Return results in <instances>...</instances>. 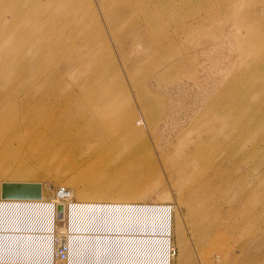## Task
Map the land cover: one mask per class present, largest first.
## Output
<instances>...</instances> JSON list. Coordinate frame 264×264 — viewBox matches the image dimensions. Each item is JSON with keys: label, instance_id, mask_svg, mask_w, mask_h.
<instances>
[{"label": "rangeland", "instance_id": "374dc122", "mask_svg": "<svg viewBox=\"0 0 264 264\" xmlns=\"http://www.w3.org/2000/svg\"><path fill=\"white\" fill-rule=\"evenodd\" d=\"M263 21L264 0H69L64 4L61 0H8L7 4H0V98L6 99L5 104H11L16 94L18 100L21 98L30 77L25 73V77L16 78L23 72L16 66L17 61L21 59L23 67L34 51L41 58L34 65L38 66V72L58 59L71 57L72 52L78 53L79 63L90 65L95 58L96 63L82 77L68 75L70 69L60 77L73 88L87 79L88 89L76 90L91 107L98 109L114 103L116 108H112L111 114L99 116L100 130L104 128V131L97 137L102 136L108 144L122 132L118 120L114 122L120 114L118 104L125 121L136 120V132L126 148L137 154L133 159H138V166L133 171L117 170L116 173L114 165L118 158H111L110 164L114 167L99 166L91 174L97 181L102 180L101 183L106 179L109 185L122 184L120 176L131 175V181L137 187L144 186L145 193L138 199L102 202L168 205L170 238L177 252L174 264H264ZM35 27L41 30L38 34ZM124 33L127 41L120 40V34ZM34 37H37L35 42H27ZM68 39H73L71 50L63 55ZM101 66L111 76L121 73L109 88L97 83L103 71H98ZM119 84L125 85L130 99L124 90L116 91ZM17 107L20 115L30 111L32 124L25 132L27 138L22 136L14 142L18 146L21 141H27V151L34 138L40 144L47 140L41 133L44 124L38 113L42 105L33 109L21 102ZM72 120L87 124L83 118ZM214 123L215 135L208 127ZM10 129L5 128L3 132L8 139V134L13 132ZM62 135L66 147L57 156L59 159L52 158L51 154L35 158L29 165L33 176L20 181L43 184L47 199L52 197L55 188L65 186L74 189L73 196L83 204L100 203L76 195L78 187L71 180L75 170L64 167L83 154L78 153V143L71 144L68 136ZM82 145L86 151V145ZM11 159L9 154L0 163L1 170H5ZM178 160L187 163V168L180 167L179 163L174 166ZM219 160L223 163L222 174L219 172L216 177L213 175ZM11 175L10 171L0 173V195L2 182L11 181ZM47 205L51 207L46 210L47 224L51 220L47 225L49 233L54 211L51 204ZM60 210L63 211V206ZM74 214L73 207L64 210L66 222L59 228L60 232L69 234L70 226L75 224ZM98 214L102 220L101 212ZM86 232L74 234L79 249L81 243L79 253L75 243L72 245L74 261L60 264H91L90 260L97 256L106 262L123 261L125 254L134 259L150 257L152 260L146 263L157 264L166 257L163 228L155 222L143 223L139 217L138 241L127 237L125 242H115L121 251L97 237L104 232ZM79 257L89 261L80 263ZM8 261L2 260L0 264H38ZM125 261L124 264L141 262Z\"/></svg>", "mask_w": 264, "mask_h": 264}, {"label": "bare ground", "instance_id": "6f19581e", "mask_svg": "<svg viewBox=\"0 0 264 264\" xmlns=\"http://www.w3.org/2000/svg\"><path fill=\"white\" fill-rule=\"evenodd\" d=\"M7 1L8 0H0V4H7ZM67 1L69 0H61V4L67 3ZM20 20H23V19H20ZM244 22L246 21L244 20ZM250 22L247 24H252ZM41 26H42L41 28L45 27V25H41ZM35 31H36L35 33L38 34L37 32L41 30H38V28L35 27ZM5 35L7 36L8 34H4V36ZM121 37H123V39ZM36 38L34 37L33 39H30V40L28 39V41L27 40L26 41L35 42ZM120 40L127 41L128 40L127 33L120 34ZM159 40L161 41V39ZM36 41H38V39ZM72 42H73V39L68 41L64 49L63 55L64 53H67L69 50H71L70 47H71ZM37 45L39 46V48H41L39 42H37ZM44 53H46V50ZM31 55L32 56L30 57V60H28L27 62H24L23 67L20 66L21 59L17 61V65H16L17 67H20L23 71L21 75L18 74L16 78L17 77L18 79L23 78V76L26 74L28 75V77H30L29 78L30 81L28 83L27 88H25L24 91L20 94L21 98L18 100L19 95L16 94V96L12 98L11 104L9 103L5 104L6 99L2 97L0 98V163L9 154L12 155V159H11L12 162H9L7 164V167L5 168V170L4 169L1 170L0 168V173H5L6 171H10L13 173V175H11L10 177V179L12 180L4 181V182L35 183V182L20 181L22 179H30L31 176H33L32 171L29 169L30 162L34 160L35 158L39 159V158L44 157L43 155H48V154H51L52 158L57 159L58 155H62L61 150H63L66 147V145H64L65 143L63 144L64 140L66 139L62 135V134H66L68 136V138L67 137L66 138L71 141V144L78 143V146H77L78 153L80 154L81 152L83 154V157L81 158L78 157V158L71 160L69 164H65L66 167H64V168L73 169L76 171V172L74 171L75 174H72L71 176L72 183L76 184L78 187L76 191V195H78V197L82 199H86V198H90L91 200L93 199L94 200L93 202L100 201V203H90V204L79 203V205H72L71 207L74 208V213H75L74 215L76 218L75 224L73 223L72 229L76 233H84L85 231L88 232V231H94V230L101 231L102 233L104 232V235L97 236V237L99 238L102 237V241H104L106 244L108 245L114 244L117 247L115 248V250L121 251V248L118 245H116L115 242H125V239L127 237L130 238L134 242L138 241V217L141 219L143 223L155 222L157 223V225L163 228V233L165 234L163 243L166 249L165 250L166 257L164 261L167 260L168 262V259H169L168 251L170 247L169 239H170V233H171V228H172L171 214L169 213L170 207L168 205L150 206V205H142V204L138 205V203H123L122 204L121 202H106V203L102 202L104 199H117V200L138 199L145 194L144 186H142L141 188L137 187V184L131 181V178H132L131 175L129 177L120 176V180L123 179L121 180L122 184L109 185L106 179H104V182L101 183L102 180L97 181L96 178H93L94 175L91 174L93 170H95L99 166L100 168H103L104 166H108V167L116 166V171L120 170L121 173L123 171L125 172L127 169L133 171V167L138 166V159L136 160L133 159L134 156L137 154L134 151H128V149L126 148L127 142L131 140V138H133L132 134L136 132L135 130L137 127V126L135 127V125H137L136 120L131 119L130 121H125L126 118L123 113V110L121 106L118 104L117 111H119L120 114L119 116L115 117L114 122L118 120L119 129L122 132L120 136L116 137L117 138L116 140L108 144L107 140L102 139L103 138L102 136H100L101 138L97 137V135L99 136L101 133L103 134V131H104L103 127H102L103 129L100 130V126L102 122L100 121L99 116L101 113H106V112L108 114H111L112 108H116V106H113L114 103L112 102V104L109 107L108 105L107 106L104 105V106L99 107L98 109L91 107L88 100L87 99L84 100L83 96L79 92V91H85L88 89L87 79L79 82L78 88H73V86H68L67 83L63 81L60 77L62 73L70 69V73L68 75L72 77L76 76L78 79L79 77H82L83 73H88L90 71V68L92 67V65L96 63V59L95 58L91 59L92 61L90 65H87L86 63H79V60H78L79 57L77 56L78 53L72 52L71 57L63 59V61H62V58L60 57L61 58L60 61L58 59L56 63L54 62L53 64L49 65L45 69L38 72L37 70L38 66L36 65L34 67V65L37 63L38 57H39V60L41 59L40 53L34 51V53H32ZM10 67L13 68L14 66H10ZM30 67L34 69L33 70L34 73L31 72ZM101 69H103L102 75L99 78L97 83L99 85H102L105 88L107 87L109 88L111 85L113 86L115 79L121 76L120 72L113 73V75L111 76L112 73L102 66L99 67L98 71ZM115 88H116V91L124 90V92L126 93V97L128 98L131 97L129 96L128 91H125V85L119 84L118 87H115ZM76 89L79 91H77ZM114 98H116V96H114ZM118 98L119 97H117V99ZM21 102L23 104H26V106L33 108V109L35 107L37 108L38 105H42V107H40L38 111L39 116L42 118L43 124H44L43 125L44 129L41 131V133L43 136L47 138V140L44 141L42 144L38 143V141L34 138V140L30 143V146L27 147V151L25 148V142L27 141L24 142V140L23 141L20 140L22 143H20L18 146H14V142L19 141L20 137L25 136V138H27L26 137L27 134L25 132H28L27 130L30 127V124H32V121L30 120V115H29L30 111L27 114L23 113V115L22 114L20 115V112L17 106ZM47 108H49L51 111H46ZM76 117L85 119L87 124L79 123V120H75V121L72 120L73 118H76ZM68 125L69 127H67ZM208 127H211L210 128L211 134L215 135L217 132V125L214 123V124L209 125ZM5 128H11L10 131H13L8 134L9 139L8 137L6 138V136H3L4 134L3 132ZM76 129L78 133L75 131ZM241 137L242 136L239 137L240 140H241ZM57 142H60L61 145L63 144L62 147L56 146ZM82 144L86 145L85 147L87 149L86 151L84 150V146ZM112 148L114 149V151L110 152ZM24 149L26 152L22 153ZM51 151H54V152L51 153ZM63 156H65V154ZM66 156L68 157V155ZM111 158L113 160L115 158L116 159L118 158V162H116V165H114L113 163L110 164ZM47 159L49 160V158ZM102 159L103 160L105 159L106 161L104 162ZM103 162L105 164L102 165L101 163ZM165 163H168V162H165ZM178 163L180 164V167L181 166L185 167V165H187V163L185 162H183L182 164L180 160L175 161L173 165L178 166ZM218 163L219 164L217 165L214 175H213L216 177H219L221 173L220 168H222L223 166L222 161L220 163V160H219ZM128 165L130 167H128ZM186 168L187 167H185L184 169ZM228 170H231V168ZM118 172L119 171H117L116 173ZM209 184H211V182ZM41 185H42L41 194H42V197H44V186L43 184ZM243 197L244 196L242 195V198ZM20 200L26 201V202L28 201L35 202L34 200H39V199H26V198L4 199L2 198V185H1L0 219L2 220L0 222V261L9 260L8 261L9 263H40L41 257H43L48 252L47 239L51 237V233H52L51 229L53 225L49 229V233H48L47 227L45 231H42V228L40 227V224H39V219H41L43 214L47 212L46 210H50L51 207L49 205H44L42 207H39V209L34 207L35 209H31L28 211V213L24 214L20 210H14V207H13L14 204ZM80 208L82 209L81 211L79 210ZM21 212L23 214H21ZM99 212H101V216L103 217L102 220L99 219V216H100L98 214ZM50 221L51 220H49V223ZM94 225L97 228H95ZM103 225L106 226L104 229H102ZM92 226L94 227V230L92 229ZM75 232H72V234L70 235L67 234V240L70 243L71 248L74 243H75V246H77L75 240L78 238L76 235H74ZM89 236L91 235L88 234V237ZM78 242L79 241H77V243ZM80 249H81V243H80ZM80 249H79V246H77L76 252L79 253ZM123 256L125 257V259H127V261H132V262L134 260L141 261L138 264H148L146 263V260H152L150 259V257L146 258L144 256L138 257L139 259L138 258L134 259L130 256H127L126 254ZM85 259L86 258H84V260L83 259L81 260V258L79 257V262L86 263L89 261L88 259L87 260ZM93 259L94 260H90L91 264H96V263L98 264L99 263L100 264H124L126 262L125 259L123 261H114L110 259V261L106 262V260L100 257L98 258V256L97 258L93 257ZM88 264L90 263L88 262Z\"/></svg>", "mask_w": 264, "mask_h": 264}, {"label": "built area", "instance_id": "2783aa9c", "mask_svg": "<svg viewBox=\"0 0 264 264\" xmlns=\"http://www.w3.org/2000/svg\"><path fill=\"white\" fill-rule=\"evenodd\" d=\"M31 201H18L14 204V210H20L24 214L28 213L29 210L42 207L47 204H51L53 206L54 216L52 222V233L51 237L47 239V249L48 252L41 257L40 263L38 264H60V263H70L74 261L75 257L72 256L73 251L70 243L67 240V233L60 232V227L64 226L66 219L64 215V210L66 208L70 209L72 205H79L78 200L73 196L72 190L65 186H60L55 188L52 193V197L47 199L46 196L42 197L39 200ZM63 206V211L60 210V207ZM172 206V205H170ZM35 207V208H34ZM173 207V206H172ZM41 210V209H40ZM21 212V214H23ZM44 212V211H43ZM174 212V210H173ZM174 214V213H173ZM29 217V215H28ZM47 214H43L42 218L39 219L40 227L42 231L46 230L47 225L49 226V219L47 224ZM72 227L70 226L69 235L72 234ZM170 247L168 251V262L167 260H159L157 264H174V259L176 256V249L172 243V238L169 239ZM154 263V262H153Z\"/></svg>", "mask_w": 264, "mask_h": 264}, {"label": "water", "instance_id": "95a60500", "mask_svg": "<svg viewBox=\"0 0 264 264\" xmlns=\"http://www.w3.org/2000/svg\"><path fill=\"white\" fill-rule=\"evenodd\" d=\"M40 183H2V198L4 199H40L42 197Z\"/></svg>", "mask_w": 264, "mask_h": 264}]
</instances>
